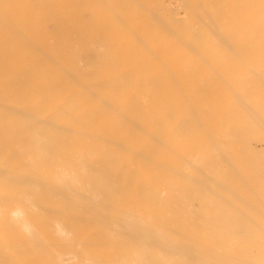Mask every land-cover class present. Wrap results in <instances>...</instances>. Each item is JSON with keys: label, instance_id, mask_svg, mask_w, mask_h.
Instances as JSON below:
<instances>
[{"label": "bare ground", "instance_id": "1", "mask_svg": "<svg viewBox=\"0 0 264 264\" xmlns=\"http://www.w3.org/2000/svg\"><path fill=\"white\" fill-rule=\"evenodd\" d=\"M0 264H264V0H0Z\"/></svg>", "mask_w": 264, "mask_h": 264}, {"label": "rangeland", "instance_id": "2", "mask_svg": "<svg viewBox=\"0 0 264 264\" xmlns=\"http://www.w3.org/2000/svg\"><path fill=\"white\" fill-rule=\"evenodd\" d=\"M198 40H200V39H198ZM177 87H179V86H177ZM177 87H176V88H177ZM180 87H181V86H180ZM182 87H183V86H182ZM184 87H185V86H184ZM234 146L237 148L236 150H237L238 152H240V153L243 152V154H244V153L247 152V151L245 152V150L243 149V146H242V144H241L240 142H236V143L234 144ZM241 146H242V147H241ZM238 149H240V150L243 149L244 151H243V150L240 151V150H238Z\"/></svg>", "mask_w": 264, "mask_h": 264}]
</instances>
